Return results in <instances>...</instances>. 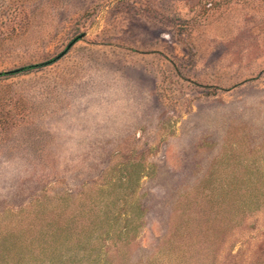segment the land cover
<instances>
[{"label":"rangeland","instance_id":"1","mask_svg":"<svg viewBox=\"0 0 264 264\" xmlns=\"http://www.w3.org/2000/svg\"><path fill=\"white\" fill-rule=\"evenodd\" d=\"M0 264H264V0H0Z\"/></svg>","mask_w":264,"mask_h":264},{"label":"water","instance_id":"2","mask_svg":"<svg viewBox=\"0 0 264 264\" xmlns=\"http://www.w3.org/2000/svg\"><path fill=\"white\" fill-rule=\"evenodd\" d=\"M13 70H15V69H13Z\"/></svg>","mask_w":264,"mask_h":264}]
</instances>
